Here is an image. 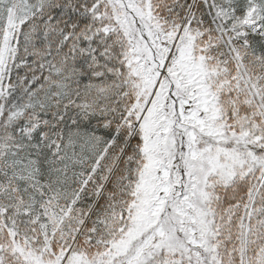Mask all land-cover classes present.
I'll use <instances>...</instances> for the list:
<instances>
[{"label": "snow or ice", "instance_id": "obj_1", "mask_svg": "<svg viewBox=\"0 0 264 264\" xmlns=\"http://www.w3.org/2000/svg\"><path fill=\"white\" fill-rule=\"evenodd\" d=\"M0 264H264V0H0Z\"/></svg>", "mask_w": 264, "mask_h": 264}]
</instances>
